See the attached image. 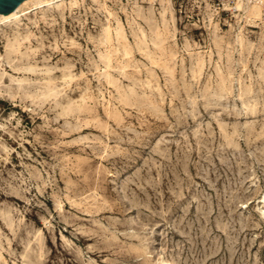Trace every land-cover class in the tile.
Instances as JSON below:
<instances>
[{"label": "rangeland", "instance_id": "rangeland-1", "mask_svg": "<svg viewBox=\"0 0 264 264\" xmlns=\"http://www.w3.org/2000/svg\"><path fill=\"white\" fill-rule=\"evenodd\" d=\"M64 1L0 29V264H264V0Z\"/></svg>", "mask_w": 264, "mask_h": 264}, {"label": "bare ground", "instance_id": "bare-ground-1", "mask_svg": "<svg viewBox=\"0 0 264 264\" xmlns=\"http://www.w3.org/2000/svg\"><path fill=\"white\" fill-rule=\"evenodd\" d=\"M76 2L77 0H70V4H74ZM64 3V0H23L13 11L7 14L0 13V29L2 28V26H15L19 29L24 17L28 16V8H32L31 10L35 11L39 10L43 16H46L47 10L62 8L64 6ZM153 3L149 6L150 9L154 8ZM137 10L142 14L145 8L142 5H137ZM107 29L108 32L111 30L109 26L107 27ZM119 30L120 27L116 29V32L119 33ZM23 37L26 38L28 37V35H25ZM19 38L20 36H16L14 41L8 40V44L6 46L8 58L14 51H16L17 45L19 44ZM29 67L31 68V66ZM161 264L168 263L164 259H162Z\"/></svg>", "mask_w": 264, "mask_h": 264}, {"label": "water", "instance_id": "water-1", "mask_svg": "<svg viewBox=\"0 0 264 264\" xmlns=\"http://www.w3.org/2000/svg\"><path fill=\"white\" fill-rule=\"evenodd\" d=\"M23 0H0V13L13 11Z\"/></svg>", "mask_w": 264, "mask_h": 264}]
</instances>
